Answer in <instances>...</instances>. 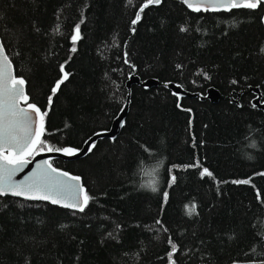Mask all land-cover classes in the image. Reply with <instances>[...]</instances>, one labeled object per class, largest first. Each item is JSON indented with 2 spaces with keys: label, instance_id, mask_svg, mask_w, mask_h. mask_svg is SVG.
Listing matches in <instances>:
<instances>
[{
  "label": "trees",
  "instance_id": "16d2710c",
  "mask_svg": "<svg viewBox=\"0 0 264 264\" xmlns=\"http://www.w3.org/2000/svg\"><path fill=\"white\" fill-rule=\"evenodd\" d=\"M145 2L0 0L1 43L43 115L35 151L77 150L127 104L114 139L49 160L81 178L83 212L0 196V264H170L169 239L175 264L264 259V112L248 91L264 100V3L197 12L162 0L133 25ZM130 74L157 84L128 93ZM166 83L196 96L179 99Z\"/></svg>",
  "mask_w": 264,
  "mask_h": 264
},
{
  "label": "snow or ice",
  "instance_id": "6c2138e0",
  "mask_svg": "<svg viewBox=\"0 0 264 264\" xmlns=\"http://www.w3.org/2000/svg\"><path fill=\"white\" fill-rule=\"evenodd\" d=\"M189 8L194 11H229L231 8H249L255 9L264 0H184ZM162 0H146V3L136 12L135 19L132 20V24L135 25L141 18V12L144 7L155 4L159 5ZM83 23V21H81ZM79 28L80 25L75 26V35L72 36L73 42L79 39ZM59 29L57 28V31ZM134 30V29H133ZM185 29L182 27L181 31ZM76 49L73 48L72 51ZM264 50V49H262ZM125 63H128L127 59ZM11 63L9 62L8 56L5 54V49L0 45V196L6 194H11L15 197H24L29 200H51L53 204L60 203L61 201L55 198L52 193L62 194V199H66L68 195H72L73 187L79 188V192L82 199L76 197L79 202L74 203H64V207L77 208L79 211L83 212L87 207L90 197L84 192L82 187L77 185H69L62 182L59 177L67 176V173L60 172L57 176H53V173H57V170L52 168L50 164H47V168L40 172L32 173L26 176L23 181H15L13 177L16 172L22 169L23 165L29 163V160L25 159L27 156H32L41 143L39 138L32 139V129L29 125L31 119V113H36L40 115V109L35 105L29 103L27 109L20 108L19 101L23 98L27 101V96L23 91L24 80L22 78H16L11 72ZM177 67H181L177 65ZM63 70V65L61 66ZM64 79H67V74ZM63 81H57L56 85L52 89V93L55 94L60 84ZM236 83V81H232ZM167 87V85H165ZM174 95H177L174 93ZM51 102V96L49 97ZM179 107V105H178ZM123 111V109H121ZM46 114V113H45ZM41 120H43V115H41ZM124 126V122L121 121V127ZM99 135V133L97 134ZM255 147V143L252 144ZM95 147V142L89 146L88 151H91ZM52 151V148L48 149ZM56 151H62L65 155H75L78 150L71 148L56 149ZM7 152V155L5 154ZM199 167V165H189ZM203 177L204 175L211 176L212 173L208 169H203L200 173ZM261 175H264L262 173ZM73 181H79V177H70ZM176 177H171V182H175ZM233 183L247 184L249 180L233 181ZM152 191H156L157 188L155 183L152 182L149 185ZM165 199H167V192H165ZM188 214L195 211V205L190 208L186 206ZM159 223V221H157ZM169 244L171 245V250L168 253V258L170 264H175L173 261V255L177 251V245L169 239ZM253 252L256 251L255 248L252 249ZM251 264H264V259L259 261H253Z\"/></svg>",
  "mask_w": 264,
  "mask_h": 264
},
{
  "label": "water",
  "instance_id": "95a60500",
  "mask_svg": "<svg viewBox=\"0 0 264 264\" xmlns=\"http://www.w3.org/2000/svg\"><path fill=\"white\" fill-rule=\"evenodd\" d=\"M179 1L186 9H188L190 11H194L192 8H189L187 6V4L184 2V0H179ZM190 2H193V0H190ZM205 2H206V0H205ZM145 3H143L139 7L138 11L140 10V8ZM152 5H155V4H152ZM240 8H244V7L231 8L230 10L240 9ZM201 11H203V10H201ZM208 12H227V11L220 10V11H208ZM261 23H262V25L264 27V13L261 16ZM0 45H2L1 40H0ZM5 54H6V52H5ZM9 62L11 63L10 60H9ZM11 66H12V63H11ZM11 72H12V75L15 76L16 78H22L24 80L23 77L15 75L13 66L11 67ZM133 84L140 85V86H142L144 88H148V87L156 85L157 81L155 79H153V78L140 79L139 76H137L135 74H130L128 76L126 82H125V87H126L128 93H129L130 88H131V86ZM166 85H167V88L172 93H176L177 94L176 96L179 99L180 98H193V97L196 96V93H193V92H190V91H186L183 88H181L179 85H176L175 83H166ZM23 91H24L25 95L27 96V101H25L23 98H21L20 101H19V105L18 106L20 108L27 109V105L29 103H31V104H34V103H32L29 100V96L26 93V82H25V80H24V85H23ZM248 91H253L256 94L251 99V104L253 106H255L256 108H258V109H260L261 111L264 112V100L261 101V95H260V92H259L258 88L249 87ZM50 96L52 97V94H50L49 97ZM204 97L207 98L210 102L214 103V102L218 101V99L220 97V94H219V92L217 90H215V89H213L211 87H208L205 90V96ZM127 98H128V94H127ZM199 98H201V97H199ZM122 109H123V111L120 110L118 112V114L112 119V121H111V123H110V125H109L107 130H104V131H101V132H97V133H94V134L90 135L84 141V143L81 145V147L77 149L78 151L76 152L75 155H65L62 151H38L37 150V151L34 152V154L32 156L25 157V159L29 160V163L26 164V165H23L22 169L16 172L15 176L13 177V180H15L17 182L23 181L26 176H29L32 173L40 172L43 169H46L47 168V164H50L49 160L52 159V158L60 159V160H63V161H73V160L82 158L88 153L89 146L93 143V141L95 142L96 140L103 139V138L114 139L119 134V132L121 130V121L124 122V119H125V117L127 115V104L126 103L124 104ZM41 115H42L41 112H40V115H38L36 113H31V119L29 121V125H30V127L32 129V139L33 140L37 139V137L40 140L41 135H42L43 120H41ZM98 133H99V135H97ZM5 154L7 155V152ZM45 162H47V164ZM51 167L57 170V173H53V176H57L58 173H60V172L67 173L68 174L67 176H60L59 179L62 182H65V183H67L69 185H73V186L77 185V183H78L79 187H82L84 189V192H85V187L83 186L81 178L79 176L73 175L72 173H70L68 171H65V170L57 169V168H55L52 165H51ZM70 177H79V181L78 182L77 181H73V180L70 179ZM72 193L73 194L72 195H68L66 199H62V194H57V193L53 192L52 195L55 198H57V199H59L61 201L60 203H56V204H53L51 202V200H34V201H44V202H47V203H49L51 205H56L58 207L74 209V210L79 211L77 208L64 207L63 206L64 203L71 204V203H74V202H79L76 199V197H79L80 199H82V196H81V194L79 192V188L73 187ZM6 195L7 196H11V197H15V196H12L11 194H6ZM16 198L25 199L24 197H16ZM25 200H29V199H25Z\"/></svg>",
  "mask_w": 264,
  "mask_h": 264
},
{
  "label": "rangeland",
  "instance_id": "374dc122",
  "mask_svg": "<svg viewBox=\"0 0 264 264\" xmlns=\"http://www.w3.org/2000/svg\"><path fill=\"white\" fill-rule=\"evenodd\" d=\"M44 149H46V148H44ZM38 151H49V150H38Z\"/></svg>",
  "mask_w": 264,
  "mask_h": 264
}]
</instances>
